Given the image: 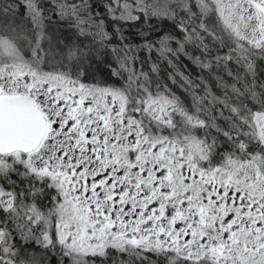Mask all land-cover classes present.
I'll return each instance as SVG.
<instances>
[{"label": "snow or ice", "instance_id": "6c2138e0", "mask_svg": "<svg viewBox=\"0 0 264 264\" xmlns=\"http://www.w3.org/2000/svg\"><path fill=\"white\" fill-rule=\"evenodd\" d=\"M0 264H264V0H0Z\"/></svg>", "mask_w": 264, "mask_h": 264}, {"label": "trees", "instance_id": "16d2710c", "mask_svg": "<svg viewBox=\"0 0 264 264\" xmlns=\"http://www.w3.org/2000/svg\"><path fill=\"white\" fill-rule=\"evenodd\" d=\"M166 26H167V25H166ZM181 59L183 60V62H184L185 64H188V65H189V68L191 69V71H192L193 73H196V69L193 68V67L191 66V64H189V62H188L187 60H185L183 57H181ZM161 75L163 76V75H166V74H165V73H162ZM165 82H167V80H165ZM169 87H172V90H173L174 92H176L177 95L181 96V98H184V93H183L182 91H180L178 88L172 86L170 83H169Z\"/></svg>", "mask_w": 264, "mask_h": 264}]
</instances>
